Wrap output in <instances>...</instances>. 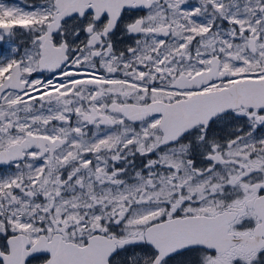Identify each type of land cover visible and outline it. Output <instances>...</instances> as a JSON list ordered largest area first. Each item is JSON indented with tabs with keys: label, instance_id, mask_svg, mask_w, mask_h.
<instances>
[{
	"label": "snow or ice",
	"instance_id": "1",
	"mask_svg": "<svg viewBox=\"0 0 264 264\" xmlns=\"http://www.w3.org/2000/svg\"><path fill=\"white\" fill-rule=\"evenodd\" d=\"M0 264H264V0H0Z\"/></svg>",
	"mask_w": 264,
	"mask_h": 264
}]
</instances>
